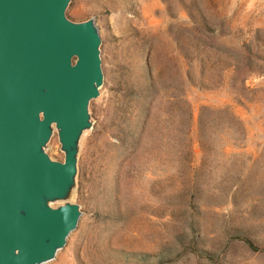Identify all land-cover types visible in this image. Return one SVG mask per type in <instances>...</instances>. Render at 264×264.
<instances>
[{
  "label": "rangeland",
  "instance_id": "obj_1",
  "mask_svg": "<svg viewBox=\"0 0 264 264\" xmlns=\"http://www.w3.org/2000/svg\"><path fill=\"white\" fill-rule=\"evenodd\" d=\"M67 15L95 18L104 83L79 223L43 264H264V0H71ZM154 79L127 156L112 120ZM46 151L65 158L56 128Z\"/></svg>",
  "mask_w": 264,
  "mask_h": 264
},
{
  "label": "water",
  "instance_id": "obj_2",
  "mask_svg": "<svg viewBox=\"0 0 264 264\" xmlns=\"http://www.w3.org/2000/svg\"><path fill=\"white\" fill-rule=\"evenodd\" d=\"M71 0H0V264L55 258L82 210L78 153L104 83L95 18ZM55 128L64 160L46 151Z\"/></svg>",
  "mask_w": 264,
  "mask_h": 264
},
{
  "label": "trees",
  "instance_id": "obj_3",
  "mask_svg": "<svg viewBox=\"0 0 264 264\" xmlns=\"http://www.w3.org/2000/svg\"><path fill=\"white\" fill-rule=\"evenodd\" d=\"M158 88L159 84H157V81L154 79V82L152 80V82L146 84L144 87L136 89L137 92L140 90L141 95H138L134 100L131 99V104L127 108H124L123 105L117 107V112L112 120L115 122L114 125H116L117 132L116 134L112 133L117 139L116 143L122 146L124 151L127 152V156L129 154L132 155L134 151L137 150L144 137L147 135V126L149 124L148 118L137 122L133 120V115L140 113L149 115V113H151V104L147 106V98L148 96L150 97V94L154 93V91H158ZM133 101H135V105H132ZM137 101H140V109L137 106ZM189 154L187 153V155Z\"/></svg>",
  "mask_w": 264,
  "mask_h": 264
},
{
  "label": "bare ground",
  "instance_id": "obj_4",
  "mask_svg": "<svg viewBox=\"0 0 264 264\" xmlns=\"http://www.w3.org/2000/svg\"><path fill=\"white\" fill-rule=\"evenodd\" d=\"M57 252H58V251H57ZM52 259H53L52 257H49V258L47 259V261L52 260ZM47 261H46V262H47Z\"/></svg>",
  "mask_w": 264,
  "mask_h": 264
}]
</instances>
